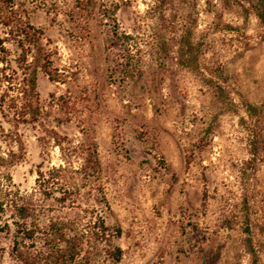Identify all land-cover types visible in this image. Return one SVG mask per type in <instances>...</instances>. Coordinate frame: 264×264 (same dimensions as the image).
<instances>
[{
	"label": "rangeland",
	"instance_id": "1",
	"mask_svg": "<svg viewBox=\"0 0 264 264\" xmlns=\"http://www.w3.org/2000/svg\"><path fill=\"white\" fill-rule=\"evenodd\" d=\"M10 1L42 30L61 77L37 71L40 122L0 115L1 150H16L17 139L24 149L3 169L12 183L30 192L39 166L64 163L56 134L72 144V169L83 163L74 147L93 139L109 209L78 174L76 205L120 227L119 264H248L238 172L248 155L238 117L264 96L262 30L246 10L256 0H163L162 8L158 0ZM184 31L198 44L200 71L224 85L236 112H219L200 74L178 62ZM6 46L11 58L19 53ZM9 245L0 232V264H16Z\"/></svg>",
	"mask_w": 264,
	"mask_h": 264
},
{
	"label": "trees",
	"instance_id": "2",
	"mask_svg": "<svg viewBox=\"0 0 264 264\" xmlns=\"http://www.w3.org/2000/svg\"><path fill=\"white\" fill-rule=\"evenodd\" d=\"M158 4L164 5L163 0ZM246 9V8H245ZM261 26L264 40V0L250 5ZM128 38V35H125ZM43 32L29 20L22 7L10 0L0 1V115L15 125L40 122L44 111L36 88V75L40 70L50 81H60V73L52 65L49 51L42 44ZM13 42L19 53L11 58L7 43ZM198 44L184 31L176 41L178 62L199 73L211 89L219 112H236V104L224 85L215 76H206L198 65ZM238 125L244 132L247 159L239 166L242 188L243 250L248 264L264 261V96L259 102H246ZM56 134V133H55ZM55 144L64 156V163L51 166L47 171L37 170L35 187L30 192L18 189L3 169L20 161L23 147L19 139L16 150L0 148V232L10 235L8 256L16 264H94L102 256L107 264H119L122 249L115 240L120 227L109 226L101 213L76 205L81 195L74 175L83 184L100 194L95 198L106 209L109 205L98 184L101 165L93 139L74 147L83 154V163L72 169L68 160L72 144L63 146L64 137L55 135ZM79 211L72 215V208Z\"/></svg>",
	"mask_w": 264,
	"mask_h": 264
}]
</instances>
